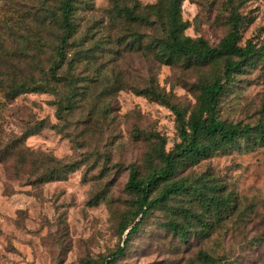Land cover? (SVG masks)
Returning a JSON list of instances; mask_svg holds the SVG:
<instances>
[{"label": "rangeland", "instance_id": "374dc122", "mask_svg": "<svg viewBox=\"0 0 264 264\" xmlns=\"http://www.w3.org/2000/svg\"><path fill=\"white\" fill-rule=\"evenodd\" d=\"M112 1L83 0L76 5L70 52L77 45L92 56L87 63L79 62L72 73L100 79L89 85L71 112L63 114L65 124L55 113L57 101L68 92L65 85L56 87L55 94L0 98V264H104L118 246L124 252L114 264H199L198 251L212 257L214 264H264V146L240 144L179 172L176 179L205 178L232 196L233 208L227 217L213 222L208 235L199 234L195 221L188 218L185 223L178 215L180 207L202 213L188 194H181L147 214L125 245L120 224L123 216L131 219L134 211V196L125 189L128 165L134 164L143 176L149 152L157 144L154 135L164 138L167 151L178 141L173 112L132 89L153 84L173 105L189 113L196 102L199 74L118 46L120 30H144L112 20ZM138 1L145 6L157 0ZM57 4L58 0H0V73L6 80L1 81L42 79L39 70H46L52 57L53 33L41 27L39 19ZM228 12L227 0H184L185 34L216 46L227 32ZM239 13L244 22L239 44L264 42V0H247ZM41 31L48 36L42 48L36 44ZM120 84L123 89L114 90ZM263 97L264 75L259 68L248 69L222 96L218 118L256 124ZM101 108H107L104 118L97 114ZM40 120L42 129L15 142ZM62 124V133L51 127ZM30 151L74 162V169L63 180L38 182L40 171L31 159L25 164L18 159L19 152ZM43 160V156L35 159L36 164ZM172 218L189 227L186 241L166 227Z\"/></svg>", "mask_w": 264, "mask_h": 264}, {"label": "trees", "instance_id": "16d2710c", "mask_svg": "<svg viewBox=\"0 0 264 264\" xmlns=\"http://www.w3.org/2000/svg\"><path fill=\"white\" fill-rule=\"evenodd\" d=\"M81 1L83 0H58L55 10L47 8L41 13L39 25L53 33L50 47L52 57L48 61L47 69L39 70L43 76L41 80L36 81L32 76L28 82L22 83H4L1 80L5 79L0 73V98L13 99L25 93L55 94L56 87L65 85L68 92L57 101L55 111L58 121L65 124L63 114L71 112L75 103L85 97L89 85L100 79V76L80 78L72 73L79 62L87 63L92 56L89 50L79 49L77 45L73 46L75 50L70 52L76 34V5ZM183 1L157 0L145 6H141L138 0H128L123 4L112 1V20L119 19L144 30L142 33L132 28L127 32L120 30L116 35L118 46L123 45L124 49L138 52L143 57H151L159 64L180 65L199 74L194 87L198 93L196 102L189 113L173 105L153 84L132 89L134 94L158 101L173 112L178 141L167 151L164 149V138L155 134L157 144L149 152L150 156L146 159L149 163L148 169L143 176L134 164L128 165L125 189L134 196V211L131 219L123 216L120 224V233L125 234V245L131 236L138 232L147 214L158 207L166 206L173 197L181 194H188L201 208L202 213H194L190 207H180L177 210L178 215L186 220L185 223H188V218L195 221L200 228L199 234L208 235L213 222L227 217L233 208L232 196L229 193L223 194L218 185L205 178L192 181L187 178L176 179L179 172L217 152L240 144H244L246 148L264 146V97L260 105L261 115L256 124L226 122L218 118L216 113L222 96L228 93L237 76L254 68H259L264 75V42L257 45L247 40L244 45L239 44V33L244 24L239 10L247 0H227V32L216 46L209 45L202 37L192 38L185 34L188 22L183 20L181 15ZM47 39L48 36L43 31L38 32L37 46L42 48ZM122 89L120 84L114 90ZM106 109L101 108V112L97 113L100 118L105 117ZM86 118L90 119L88 116ZM43 123V120H40L28 128L15 142H22L23 139L36 134L44 127ZM64 124L51 127L62 133ZM5 155L12 157V154ZM40 156H43L44 160L36 164L35 159ZM28 158L31 159V165L40 171L37 172L36 179L41 183L63 180L66 174L74 169L75 164L32 151L19 152L20 163L25 164ZM104 162L106 164V161ZM166 227L180 240L186 241L189 227L179 224L178 220L173 218L166 223ZM123 252V247L118 246L104 260V264H114L115 258ZM196 258L199 264H214V259L203 251H198Z\"/></svg>", "mask_w": 264, "mask_h": 264}]
</instances>
